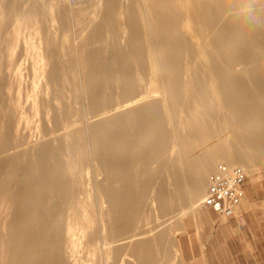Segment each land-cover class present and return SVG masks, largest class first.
<instances>
[{"label":"rangeland","instance_id":"1","mask_svg":"<svg viewBox=\"0 0 264 264\" xmlns=\"http://www.w3.org/2000/svg\"><path fill=\"white\" fill-rule=\"evenodd\" d=\"M123 1L113 0L115 8L112 11L103 5L102 14L110 18L99 26L97 23L100 19L93 18L98 0H0V204L12 202L15 207L7 220L0 217V264H56V260L57 264H134V258L130 256L133 253L129 247L130 237L140 232L144 233L139 236L140 242L144 244L141 264H186L180 251V239L188 224L201 221L206 213L199 206L189 205L188 194H181V200L176 197L177 193L174 192L181 188L174 182L184 179L180 176L174 178L173 156L164 146L172 141L174 133L182 137L197 134L198 126L206 129L208 134L203 143L215 142L213 137L216 135L225 136L227 132L236 130L241 122L232 116L233 103H239V110H243L262 101L257 111H264V52L256 47H264L263 38L250 35L248 42L244 38L237 43L241 51H253L257 54L255 57L247 59L243 52L232 56L224 48H214L218 38L214 30L217 26H224L226 20L208 19L207 24H204L192 11L175 12V17L171 19L178 24V33L159 36L169 47H180L175 60L182 74L173 87L179 89L180 86L182 90L177 92L167 107L161 101V94L156 92L158 103L144 117V123L156 121V138L149 137L147 145L137 150L136 160L132 152L122 153L120 166L134 165L139 175L134 169L115 172L118 176L114 177L116 184L110 187L109 196H115L116 193L118 197L121 196V203L117 206L125 215L121 216L122 235L118 237L123 240L113 243L109 249L107 245L113 241L115 232L106 229L101 223V214L108 209V203L102 208L99 193L95 191L92 197L87 194L85 174L88 168L93 169L92 174H95V167H89L93 162L83 153L81 143L85 140L87 122L96 123L114 115L118 110L114 105L123 91L116 89L121 85L120 82L100 83L108 87L104 93L113 110L99 114V106H96L89 116L84 97L78 91L73 47L79 30L94 19L93 43L86 49V54L108 48L104 58L110 61L120 51L126 52L127 43L119 39L120 29L126 19ZM142 1H126L129 4L128 16L134 42L131 48H127L132 57L121 61L123 67L131 72L126 76L125 83L133 85L135 93L150 92L154 87L157 90L159 83L152 84V81L160 78L155 68L156 39L152 40L143 23ZM170 1L172 5L179 2ZM149 7L154 17L158 15L161 18L167 12L156 7L153 0ZM185 20L189 22L184 26L182 22ZM222 37L232 43L236 40V33H225ZM39 39L43 40L48 52L54 55L55 62L59 64L58 73L54 75L56 82L49 96L43 92L45 81L35 76L32 67L34 52L29 48L30 42L37 43ZM231 57L239 58V62H247V65L231 66ZM215 66L217 71L213 72ZM215 73L225 76L223 86L228 84L229 89L223 98L214 93L216 84L212 78ZM190 76L198 77L199 85L186 91ZM32 94L44 102L41 110H50V119L42 111L35 115L33 97L28 98ZM22 113L30 122L18 127ZM105 126H101L102 129ZM124 127L127 126L124 124ZM254 128L259 129L258 126ZM111 132L117 134L115 137L121 135L116 129ZM189 142L193 159L190 166H186L191 174L194 160L202 156V144L194 143L192 139ZM218 142V146L226 143L224 138ZM257 142L259 148L248 162L254 168L246 169L249 174L247 182L252 183L264 178V135ZM153 143H161L158 154L151 151L150 145ZM37 149L39 153L42 150L55 151V162L70 168L62 172L65 174L63 181L72 182L69 199L66 205H58L57 211L64 212L66 216L70 214L80 224L84 222V213L88 215L89 233L85 237L76 236L80 246L75 250L65 249L67 236L64 227L58 236L59 250L55 251L52 244H44L47 236L42 222L45 220L44 209L48 204L51 207V192L36 183L40 177H47L51 172L46 169L45 158L37 153ZM219 164L224 163L220 161ZM177 169L180 170V166ZM216 169L209 174V180ZM98 179L102 180V175ZM209 183L206 184V193ZM152 191L156 192V207L152 206L149 199ZM53 196L59 197L55 193ZM169 198L173 200L166 205L164 199ZM132 249L135 250V247Z\"/></svg>","mask_w":264,"mask_h":264},{"label":"bare ground","instance_id":"2","mask_svg":"<svg viewBox=\"0 0 264 264\" xmlns=\"http://www.w3.org/2000/svg\"><path fill=\"white\" fill-rule=\"evenodd\" d=\"M126 1L127 0L122 3L123 13L126 19L120 29L119 39L127 43L126 45L131 48L134 39L131 30V20L128 16L129 4ZM143 1V23L147 26L149 32L148 35L153 38L152 40L154 41L156 39L155 50L157 60L155 68L156 73L160 75V78H156V81H152V84L155 82L159 83L157 90L154 87L150 92L141 91L135 93L133 85H127L125 83L126 76L131 72L129 69L127 70L123 67L121 61L122 59L125 60L132 57L129 49H127L128 47L126 50L124 49L126 52L123 53L120 51L119 54L113 56L110 61H107V59L105 60L104 58V53L106 54L108 52V48L98 52H90V54H86L85 52L90 44L93 43L94 30L92 27L95 21L94 19L99 18L100 20H98L97 24L102 26L105 19H109L110 17H107L105 14L103 15L101 9L103 5H107V8H110L112 11V9L115 8L113 0H107L106 2H104V0H98L97 10L93 12L94 19L79 30L78 34L75 36V47H73V57L75 58L74 71L77 74L79 82L78 91H80L84 97V104L88 109L89 116L92 114L91 112L96 106H99V114H106L113 110L111 107L112 104L110 105L107 101V94L104 93L105 89L108 87H103V84L100 83L106 81L120 82L121 85L117 86L116 89L123 91V93L117 97L116 105L114 106H116L118 110L114 115L96 123L89 124L87 122V126L84 129L85 140L81 143L83 153L88 156V159L91 162H93L89 167H95V174H92L93 169L90 170L89 168L85 174L86 180L84 181V185L87 187V194L89 197H92L95 191L97 194L99 193L101 195L102 208L108 203V209L105 213L103 211V214H101V223L106 229L108 228L110 231L115 232L113 241L111 244L107 245L109 249L113 247V243L123 240L118 239V237L122 235L121 216L125 215H123L121 208L117 206V204L121 203V196L118 197L117 193L115 196H109V191H111L110 187L113 184H116L114 177L118 175L115 172L118 173L122 170L134 169L137 173V168L134 165L126 167L120 166L122 153L130 151L133 153L134 160H136L138 159L137 150L140 147L147 145L149 137L156 138V121H146V123H144L145 115L149 113L153 107H156V103H158V100H156V92L161 94V101L167 107L170 104L171 99L176 96L177 92L182 90L180 89V86L179 89L173 87V84L177 83L182 74V71L177 66L175 60L178 55L177 51L180 47H169L159 36L160 34L172 36L178 33L176 29L178 24L171 19L175 17V12L192 11L195 16H198V18L203 20L204 24H207L208 19L226 20L224 26H217L214 30V35L218 37L215 40L216 45L214 48H224L228 50L230 54H233L232 56L243 52L247 59H251L257 54L253 51L249 53L241 51V49L237 47V43L244 38H246L244 41L246 40V42H248L250 35L262 37L264 40V0H179L177 5H172L170 0H153L156 2V7H160L167 11L161 18L158 15H156V17L153 16L152 10L149 7L152 0ZM188 22L189 20H185L182 22V25H188ZM225 33H236V40H233L232 43H230L227 38L222 37ZM30 43L31 45L29 48L34 52V55L32 56L34 59L32 64L34 74L40 81H45L46 86L43 92L46 96H49L56 82L54 75L58 73L59 64L55 62L54 55L48 52V48L42 39H39L37 43L35 41H31ZM256 47L264 52L263 46L259 45ZM118 58L120 60H118ZM238 59L239 58L237 57L229 58L231 66L239 64L247 65V62H239L237 61ZM155 68L153 67V69ZM215 70L217 71L216 66L212 68L213 72H215ZM17 72L18 71H16V73ZM224 78L225 76L217 73H215L212 78V81L216 84L214 93L220 95L221 98L224 97L225 92L229 89L227 88L228 84H225L226 88L223 86ZM199 81L200 79L198 77L190 76L185 90L190 91L195 89V85L197 87ZM33 83H35V81ZM149 93L154 95H150ZM29 97H33L32 105L35 115H39L42 111L44 112L45 117L50 119V110H41V106L44 105V102L37 97L35 98L34 94L29 95L28 98ZM262 103V101L258 102L249 108H244L243 110H239V103H233L231 105L233 106L232 116L234 119L237 118V120L241 122L239 124L240 126L236 130L227 132L225 136L216 135L213 137L215 142L203 143L208 137V134L206 129L203 127L200 128V126L196 128L198 131L197 134H194L193 136L187 134L185 136L187 138L174 133L172 141L164 147L168 148L173 156L172 167L175 169L174 178L180 176L181 179H184L177 183L174 182V185H178L181 188V190L174 192L177 193L176 197H178V200H181V194L185 193L188 194V202L191 207L199 206L205 198L204 196H206V184L208 181H210L209 185L211 184L212 177L217 174L218 168L221 165H218V162L220 161L230 166H242L245 170H252L254 168V165L250 163L248 164V162L255 154L254 152L259 148V143L257 141L264 135V111H257ZM170 121V124H172L173 121ZM29 122V119L22 113L20 114L18 127H20L22 123L28 125ZM105 124L106 126L102 129L101 126ZM124 124L127 127H124ZM257 126L259 128L258 130L254 128ZM111 129H116L121 135L115 137L117 134L111 132ZM223 138L226 142L225 145L218 146V141H221ZM189 139H192L194 143L197 142L202 144V147L200 148L202 156L200 157L205 156L204 158L199 157L194 160V170L191 174L188 171V166H186L188 164L190 166V161L193 159ZM229 139H231L230 142H228ZM150 146L153 153L156 152V154H158L159 151H161V143H158L157 145L156 143H153ZM31 149H35V147H32ZM37 150V153H39V149ZM39 154L40 156H44L46 169L51 172V175H48L47 177H40L36 183L41 186V188L51 192V197L49 198L51 207L48 204V207L44 209L45 220L42 222L44 226V234L47 236L44 244L47 246L52 244L55 251L57 249L59 250L60 245L58 243V236L62 233L64 227L67 236L65 249H74L79 245L76 236L79 235L85 237L89 233L90 225L88 223V215L87 213H84V222L80 224L79 221L75 222L70 214L66 216L64 212L59 213L57 211L58 205L64 203L66 205V202H68L69 199V191L72 188V182H64L63 178L65 174L63 175L62 172L65 171L64 169L68 170L70 168L68 165L65 167L62 164L55 162L57 157L55 151L47 152L42 150ZM48 161H51V165ZM179 166L180 170L177 169ZM214 168L216 171L211 177V180H209V174L212 173ZM56 171L58 173L55 174ZM101 175L103 177L102 180L98 179ZM137 175H139V172ZM119 185L121 186V184ZM53 193L59 197L56 198V196H53ZM149 199L152 206L156 207L157 198L155 191L151 192ZM172 200L173 198H169V200L164 199V202L167 201V205L169 202H172ZM14 208L12 202H2L0 204V217L2 216L7 220L15 211ZM143 234L144 233L141 232L135 233L130 237L131 240L129 247L133 252L130 256L134 258V264H141V259L144 254V244L140 242L139 236ZM49 235L51 236L49 237ZM133 247H135V250L132 249ZM137 247L139 248L137 249ZM36 250H38V248H36Z\"/></svg>","mask_w":264,"mask_h":264},{"label":"crops","instance_id":"3","mask_svg":"<svg viewBox=\"0 0 264 264\" xmlns=\"http://www.w3.org/2000/svg\"><path fill=\"white\" fill-rule=\"evenodd\" d=\"M239 210L227 218L205 212L180 239L186 264H264V178L246 182Z\"/></svg>","mask_w":264,"mask_h":264},{"label":"built area","instance_id":"4","mask_svg":"<svg viewBox=\"0 0 264 264\" xmlns=\"http://www.w3.org/2000/svg\"><path fill=\"white\" fill-rule=\"evenodd\" d=\"M248 179L249 174L242 166L221 164L199 209L203 212L213 211L220 217L234 215L245 198L244 186Z\"/></svg>","mask_w":264,"mask_h":264}]
</instances>
